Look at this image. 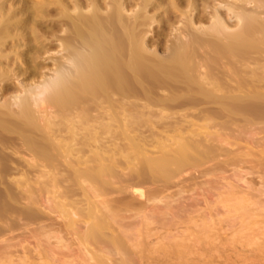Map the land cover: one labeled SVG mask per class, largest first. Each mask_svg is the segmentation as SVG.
Masks as SVG:
<instances>
[{
	"label": "bare ground",
	"instance_id": "bare-ground-1",
	"mask_svg": "<svg viewBox=\"0 0 264 264\" xmlns=\"http://www.w3.org/2000/svg\"><path fill=\"white\" fill-rule=\"evenodd\" d=\"M62 1L63 0H39L37 3L35 2L30 7L26 8V11H27L26 13H28V15L30 16L28 17L31 18V21H32V23L31 22L29 23L30 20L27 21L29 25L31 24L30 29L31 28L32 29L28 30L30 32L33 30V25H34L33 21L36 20V19L34 20V18L44 17L43 14H41V11L46 3H48V5L54 4V3L57 4L56 6L58 7V11L61 14L59 18L61 21V25H65V27L63 26L64 29L62 30L64 35L62 36V38L59 37L61 43L58 44L59 46H61V51L63 52L62 54L65 55V61L63 63L61 62V65L60 64L58 65L59 67H57L56 69L57 72H55L54 76L52 77L53 79H51L50 82L46 84L45 83L42 84L43 86L42 87L39 86L40 88L35 86L34 87L35 92H33L31 89V92H33L32 94L34 96H36L37 93L42 94V96H44V99L40 96L42 98L41 100L44 101L45 103L47 102L46 103L47 105L51 104V106H54L56 109L60 110L58 111V113L60 112V114L62 115L63 113L68 111V108H71L72 110L73 107H77L79 106V103L84 102L85 100L83 101V99L85 98L83 97L82 99L80 97V95L82 94L81 92L88 93V91L93 92V94L94 93L96 94L97 92H101L102 94H104L107 91L110 93L114 92V93L120 94L123 99L125 97H131V96L132 97L142 96L148 103H151V104L154 103L155 105L158 103L159 105L164 104L165 107H167L166 104L168 103H164V101L160 99L152 98V95L155 89L161 88V90L168 91L170 93V96L173 99L175 98V95L177 96L176 91L185 90L187 92L188 98L181 99L180 102L177 101L178 103L177 106H181V107H183L182 105H186V104H192L193 106V104L195 105L199 103L200 105L202 103H207L206 102L207 97H210V100H212V102H216L218 101V97H216L217 94L215 90L218 89L220 85L222 84L220 83L221 81H219L221 79L218 80L217 78L218 75L217 76L215 75L216 77L213 76L215 74L213 71L215 69H213V67H215L214 65L218 63L217 61L219 59H222V56L224 57V54H225V57L227 56L228 58H232L233 60L234 59L233 54L235 56L236 54H239L241 57V55L244 54V52L247 51L248 48H250L248 49V51L251 50L252 47L250 46H252V44L255 46L256 44L257 46H260V44H264V21L260 19L258 20L254 15L249 14L240 5L242 3H247L249 0H234V2H232V4H230V6H228L227 8L228 10H230L231 13H233V10H234L233 8L236 7L239 9L236 12L234 11L233 13L234 14L233 16L235 17L234 20L236 22V26H238L237 29L234 28L235 30L234 29L230 30L228 26H232V25L227 24L226 20H222L221 19L222 17L221 18L219 17L220 15L213 14V13L211 17H209L210 21L209 20H208L209 22L207 21L208 22L207 25L202 24L201 26L199 24L201 28L194 27L193 29H191L190 21L183 19L184 24L181 29H182V33L184 34L183 35L184 38L181 39L177 37L178 39L177 38L174 39L175 41H173V43L170 45V48L168 51L169 56H167L168 58L166 60L163 59L164 57H162V59L160 57H155L156 53L145 52L146 50H144L145 47H144V43L142 39L143 35L140 33L139 30H138L139 33L137 30H135L136 26L134 25L136 20L139 18L138 16H140L141 13L140 11L137 12V14L135 13V15L133 16L134 17L133 23L132 24H130V22L128 23V17L126 16L124 17L121 12L122 10L121 0H107V2H105L106 0H82V1L68 0L67 3H64L65 1L64 2ZM142 1L143 0H140V3L142 4L140 8L141 11L144 10L146 6L148 5V3L144 4ZM176 1L167 0L165 2V5H167L169 10H175L177 8ZM251 1L255 2L257 8L264 9V0H251ZM161 4H162V0L154 3L152 5V8L159 7ZM2 7H3V4L0 6V45L1 43L2 44L4 43L2 42V40H5L6 37L7 38L8 36L9 38L11 37L8 31L13 32L12 29H15V28L16 30L19 29L18 28L19 25L17 22L15 23V20L11 21V23L14 22L13 24H10L9 23L10 21H8L9 19L13 20V18L11 19V17L17 14L16 11H13L12 9L13 7H11L13 11L11 13H9V11L5 12ZM8 8L10 7L8 6ZM69 8H72L70 9L72 11H70ZM103 8L105 9L103 10ZM44 9H46V7H44ZM182 16L186 18L185 15L182 14ZM141 21L142 22L139 23L140 26H143L146 24L145 18H142ZM224 21H226V23ZM27 24L25 21L23 25L20 27H24ZM136 29L138 28L136 27ZM33 32L34 31H32V33ZM34 34L35 33H33V38L35 39L36 35ZM258 36L259 37L261 36L260 38H262V42L260 41L261 43L255 42L256 38H257V41L258 39H260L258 38ZM0 47H2V45ZM257 49L258 47L256 48V50ZM252 50H254V48H252ZM259 51H261V48H259ZM146 54H149V55L154 54V56H147ZM198 54H205V56H199ZM196 55L199 56L198 59H201V58L202 59L199 61L196 60L197 59ZM217 56L219 57V59H216ZM190 59H193L191 60L192 63ZM195 61L197 62L196 64H195ZM215 61H216V64L214 63ZM201 66L204 68V71H205L203 74H200V72L197 69L198 67H201ZM231 66L229 65V67ZM231 69L230 68L228 69V70H231L230 71L231 73L232 71L233 72L235 71L233 68ZM234 73L236 74L237 72H234ZM132 78H135L136 82L137 81L138 82L134 84L131 80ZM172 79L175 81L179 80V82L181 80L180 83L182 85L180 84L181 85L180 86L178 84L176 88V82L174 85L173 84L174 82L172 83L173 81ZM201 81H204V83L205 82L211 83L208 85L210 86L211 89L210 88H208L209 90H206L207 88L204 89V87H202L204 83L203 84L199 83ZM137 84H140L139 85L140 88L136 87ZM243 85L245 86L246 84H243ZM178 86L179 87L183 86L182 87L183 89L178 88ZM223 88L220 87L219 89H223ZM79 91L81 94L77 95ZM185 91H182V92H185ZM189 91H190V94H188ZM192 91L193 93H191ZM27 94L30 95L29 93ZM27 94H25L26 96L24 95L25 97L23 96V98L19 97L17 99L18 102L15 100L18 103L17 106H20L18 107L19 114L17 117H22L21 119L15 118L19 120V121L17 120L19 123H21L22 119H25V120L28 119L29 122L31 121L32 123L33 119L31 115H33L32 114L33 111L31 110V107L34 106V104L37 101H39L37 98L36 102L34 101L35 103L33 102L34 104H31L32 106H30V100L31 98H34V97H32L33 96L32 94H31L32 96L28 97ZM194 94H196V96L198 95L201 98H197ZM254 94L256 93L254 92ZM256 95H259V94H256ZM75 96L76 97L79 96V99L81 98V100H78ZM104 96L102 95L101 99L103 98L105 99ZM107 101L109 103V101L111 100L108 99ZM36 104H38V102ZM233 104L237 105L235 103ZM233 104H226L227 108H229L230 105L233 106ZM111 105H109L110 108H111ZM221 106H223V104ZM240 107L239 108L237 107V109H235V107L233 106L232 109L239 110ZM242 108L241 110L244 109V110H247V112L249 110L250 113L251 112L255 113L254 114L255 116L257 115L259 117L263 116V114L259 113L260 111H258L260 108H258V106L255 107V105L253 104L252 105L250 104V106L247 105L243 109ZM123 110L126 111L124 107L122 111ZM2 111L3 110L0 111V130L2 129L1 131L6 132L5 130H7L8 132L11 128L13 129L15 127V129L17 128V130L22 132L24 129V125H25V129L27 128L26 127V125H28L26 124L27 122L25 123L24 121H22L23 125L18 124V122H14L13 120L12 122L10 119L11 117L10 116L8 117V115H6L8 112L3 113ZM67 113H68V116H70L69 113L71 112L68 111ZM81 113L82 111L79 114ZM84 113H82V115ZM115 114L117 115V113ZM214 116L216 117V114L205 113L202 115L201 113L202 123L199 126V128L195 129L193 127L189 128L188 126H186L185 128H188V129H185L184 126H181V127L173 126L171 128L170 133L165 132L167 134H164V136L153 138L152 143L151 142L145 143L144 139L142 140L140 138H138L139 139L138 140L135 138L136 137L135 134L129 132L130 129H131L130 131H132V128L135 129L134 128L136 127L135 124L139 123L141 125L142 123L145 125L146 122L144 123L143 121H141L140 123L137 121V123L135 124L132 122L135 126L132 123H129L130 125H133L131 126L132 128L131 127L129 128V130L127 128L130 125L126 126V125L121 124L122 126H124L123 128H125L124 131L122 130L123 132L121 133V135L124 136L123 137L124 140L126 139L125 143L126 142L127 143L126 145H123L122 149H120L121 147L118 148L120 149V151L123 150L122 152H118V156L114 157V154H116L115 151H113L114 152L112 154L113 157H111L112 156L111 154H108V157H107V154L105 155L106 152L103 153L105 156L101 153L98 154L96 152H101L102 150L100 149L99 151L98 148L96 147L98 151L96 150L93 152L91 151L92 153L95 152L96 155L94 154L95 156H93V154L91 153L90 155H92L93 157L90 156L89 159L87 158L90 164L89 162L85 161V163H87V166L89 165L88 167L89 169H86L85 167L87 166H84L82 164L84 166L83 168H85L86 170L85 169L82 170V168L80 169L77 167L78 169H80L79 171L78 170L76 171L75 168H72V170L75 169L74 171L76 172L72 170L70 171L71 175H72V172L74 174L72 176L69 175L72 178H74L72 179L74 183L77 184L78 182L84 181L83 183H79V185L82 186L83 188L85 185L84 189H82V187L79 189L81 190L80 192L82 194L81 200L79 198L80 201L78 202V201H74L75 199L74 200L72 199L69 200L67 198L63 200L60 199V201L57 204L53 202L54 205L52 204L49 207L50 211H55L54 213H57L56 216L58 218V221H54V222L55 223L58 222V225L55 230L53 227L49 228L48 226L39 225L38 236L40 237L37 240V243H38L37 245L40 246V247L38 246L40 248L39 249L40 254L43 253L45 257L48 255L49 257L47 258H50V257L53 258L52 257L53 253L58 252L59 254V252H62L61 258H64L65 252L66 253L67 252L70 253V251L74 252L75 251L74 249L76 248L77 254L78 253L81 254V257L78 256V258L80 257L78 259L79 260L78 263H81V264H192V263L197 264L200 260L201 261L203 260V263L210 264L209 262H212L213 260H215L216 257H220L219 254L218 256L216 254L214 255V252L218 250L217 244H215V242H217L218 240L214 241L212 233H211L212 231H214V229L212 228L215 225H217V224L215 225L213 224V222H215L214 218L212 219V216L210 218L209 216H207L208 218L204 216L205 217L204 219H202L203 218L202 216L200 217L201 219L198 218V216H200L199 214L201 213L200 212L198 214V211H197L198 201H196V199L192 200L188 197H187L188 199H185L184 197L180 196L181 193L186 191L184 189V185H183L184 183H181V182H184L183 178H185L186 175L191 174L190 172L197 171L198 169L200 170V168L203 167V169H201L202 171L200 172L201 176L208 177L207 180L205 181L206 185L212 188L213 186H215L214 183H218L216 180L217 177L215 178L214 176L220 169L221 171H223L225 169L224 168L225 166H227L228 168V166L230 167V165L231 166H236V165L241 166L240 163L242 162L244 163L246 160L245 157L247 156V154L244 153V151L232 153L227 148L230 145L231 141H233L230 135L228 136V135H225L224 133L211 131V128L214 125V121H213V118H215ZM59 117H63V116H59ZM125 119L127 118L125 117ZM127 120H128L127 122L130 121L129 118ZM132 120L133 119H131V121ZM133 121L135 122L136 120H133ZM15 123H17V125ZM122 123L124 124V122ZM126 124L128 125V123ZM139 124L137 126H139ZM118 125L120 126V124ZM220 126L221 128H223L224 126L225 127L228 126V124L223 123V124H220ZM32 129L30 128V130ZM103 129L105 130V128ZM44 131H45V134L48 133V132L46 133V130ZM95 135H96V131H95ZM116 136L120 137L119 134ZM3 139L6 140L7 138L6 139L3 138ZM3 139L0 138L1 148L3 144L6 143ZM28 140H30V138H28L26 141L28 142ZM41 140L42 139H40V141ZM43 140L41 142H43ZM87 140L88 139H86L85 142ZM95 140L98 141L97 139ZM40 141L38 143V146H37L36 140L30 141L31 143L36 142V143H32L33 145H30L31 143L29 144V148L31 149L32 147L31 149L32 152H34V149L37 152V150L39 149H37L36 147H39V146H41L40 148L41 150H43L42 143H40ZM43 143H44L43 145L50 148V149L47 148L49 150H51V148L53 147L54 148L56 147L55 149L62 151V152H64L65 150L64 143L62 145L63 148L61 145H58V144L57 145L55 144L56 145L55 146L54 144L52 145L50 143L51 144L50 145L48 141L46 144L45 142ZM236 143L238 144V142ZM148 144H150L149 148H148ZM57 146L60 147L61 149L57 148ZM231 147H233V144L232 146H230V148ZM124 148H125V151H124ZM94 149L95 148H93V150ZM261 149H258L259 151L257 150V152L260 153L259 156L261 157V158L258 157L259 158L258 161H256L257 158L255 160L252 157L255 160V162H258L256 163L258 164L256 165L257 167L263 164V166L259 167L260 170L258 168L260 173L256 172L258 175V178H260L259 187L260 186L261 187L255 189L256 187L253 188L252 187L253 185H249L250 183L248 182L249 189L253 188L252 190L257 193V194L255 193L256 196L254 193L251 195L249 191H252V190H249L248 193H250V195L253 197H250L248 194L249 199H247L246 198L247 193H246L244 195L247 200H245V198H243L244 200H242V197H244L242 196L241 200L244 203H242L240 199L238 200H239V203H241L242 205L239 206V203H237L238 207H242L243 204H247V206L249 205L248 207H251L252 210H253V206L256 207L254 208L255 211L254 210L253 211L258 214L261 213V212H257V211H260L259 210L260 208H262L261 209L262 214L264 213V210H263L264 202L259 198L260 196L264 195V150H263L264 147ZM41 150L38 151L39 153H37V155L38 154L40 155V156L38 155L40 159H41V156H43L42 159L45 161V159L48 156V155L46 156V151L48 150H43L45 152L42 151V154L44 153L45 155L44 154L41 155ZM51 151L50 153L52 154L53 150ZM1 152L2 150L0 151V165L5 164L2 162H4L3 161L4 159H6L1 154ZM119 153L121 154L120 160L118 159ZM34 154L36 153H33V155ZM51 154H49L50 156H48L49 159H46L48 162L45 161V164L48 163V166H50L49 164L52 165L53 162H55L54 160L53 162L51 161L52 160L51 158H53ZM60 154L62 153L59 152V155ZM62 155H65V154H62ZM249 155L250 154H248V156ZM92 160H93V163H91ZM247 161L249 164L251 163L250 162L251 160L248 159ZM247 161L245 162L246 164H247ZM92 164L93 166L91 167ZM2 168L3 167L0 166V170ZM222 168L224 169L222 170ZM117 169L119 173H117ZM119 169L121 171H119ZM6 170L7 169L4 170L3 168L1 173H3ZM125 170L127 171V174H128L127 178L129 179V182H127L125 185L123 182V185H122L121 183L123 180L121 179L119 175L122 171H123L122 173L124 174ZM233 170L234 172L238 171L236 170V168H233ZM220 173L218 172V174ZM123 174H121V176ZM134 176L135 177L138 176L139 178L141 177V180L144 176L145 178L143 179L145 180V182L146 183L150 182L152 184V189L150 188L151 190L149 189L144 190L145 189L144 187H147L149 183L145 184L143 182L144 180L134 181L133 180ZM51 177H52V180L50 178V181L52 183L48 180L47 182H49V184L51 183V185L53 184L52 188H55V190L53 191V194H54V192L57 191L58 186L56 185L57 183H55L56 181H53V180H57V179L56 177L53 178L54 176H51ZM213 177L215 178L216 182H214ZM77 179L79 181H77ZM238 180H243V179L239 177ZM85 182H87V184ZM205 182L203 186L205 185ZM179 183H181V185H178ZM49 184L48 186L51 187V185ZM151 184L149 185L151 186ZM225 184L228 186V188L232 187L233 185V184L231 185V183L228 184V182ZM46 186L47 185L42 187L40 192L43 190V188H46ZM234 186L235 185H233V187ZM50 187H48L47 189L50 190L51 189ZM70 187L74 188L72 186ZM174 187L177 189H175V191H171V188L173 190ZM232 190L230 191L233 192L234 190L233 191ZM29 191H25L27 192L26 202H28V204L29 203L33 204L32 202H34L35 199L37 198H34L32 191H31L32 194H30ZM44 191L45 193H47L46 190ZM127 192L128 194L130 192L131 197L130 195H127L126 197L124 193H127ZM28 193L30 195H28ZM60 194H63V193H60ZM227 194L229 196V192H227ZM232 194H234V192ZM5 196L7 198V195ZM10 197L12 200L13 196H10ZM136 198H139V199H136ZM249 200H250V203H246V201L249 202ZM6 202L8 201L5 200V203L0 204V206L2 205L1 210L2 209L4 210L0 212V264H4V261H6L7 257H9V254H11L10 248H12V246L9 245V243H11L9 239L6 242L7 240L6 238L7 235L5 236L6 231L7 233L10 231H13L12 229H14V227L17 226V221L20 222V219L24 220L22 223L23 224L26 223L27 225L33 224V223L41 224V222L43 221V218L45 217V214L43 213L30 210L31 208L28 207V205L26 206V208L25 206L22 207L23 210H19V213H17L18 215L16 214L10 215L12 212L15 213L17 208H14L15 211H12L14 210L13 207L10 208V205ZM9 202L11 201L9 200ZM243 207L242 209H244ZM8 209H10V211ZM245 209H247L246 206H245ZM251 209H249L250 211H248L249 217L254 214V212ZM194 212H197L198 214L197 217H192L193 214L190 215L191 213H194ZM185 216L187 217L183 218ZM190 221H193L194 223L193 225L197 226L198 230H195V228L193 227L194 229L193 230L190 229L191 230L190 231L188 230L189 229L188 228L187 229L188 232L185 233L186 232L185 229L188 226H186V228H183L184 230L182 231H179L180 229L178 230V227L180 225L185 224ZM48 222L50 223L51 221H48ZM218 222L220 223L219 220ZM199 226L201 227V229L198 228ZM17 227H19V225ZM177 232L179 235L177 234ZM153 236L155 237L154 240H152ZM73 245L75 246V248ZM259 246L261 247L260 244ZM39 250L37 251L39 252ZM73 252H71V255H73L72 254ZM66 255L68 256V254ZM57 259L59 260L60 258L57 257L56 259H52V260L54 262ZM11 260H13V258L8 260V264L11 263V262L9 263V261ZM66 260L64 261L66 262ZM80 260L82 261L80 262ZM64 261L62 262L64 263ZM68 261L69 260H67V262ZM69 262H71V260ZM258 262L260 261L258 260Z\"/></svg>",
	"mask_w": 264,
	"mask_h": 264
},
{
	"label": "rangeland",
	"instance_id": "rangeland-1",
	"mask_svg": "<svg viewBox=\"0 0 264 264\" xmlns=\"http://www.w3.org/2000/svg\"><path fill=\"white\" fill-rule=\"evenodd\" d=\"M38 1L39 0H20V1L19 0H3V1L0 0L1 5L3 4L2 8L5 12L9 11V13H11L13 11H16V13H17L15 16L11 17V19L13 18V20H10V19L8 20V21H10L9 23L13 24L14 22L11 23V21L15 20V23L17 22L19 25L18 26L19 29H17V30H16V28L12 29L13 32L8 31V33H10L9 35L11 37L9 38V36L7 35L8 36V38H7L5 36L6 39L2 40V42H4V43L3 44L1 43L2 47H0V107H2V108H0V111L3 110L2 111L3 113L8 112L9 114L7 113L6 115H8V117L10 116L11 121L13 120L14 122L19 121L18 119H15V118H19V119L22 118V117H17L19 114L18 113V107H20V106H17V104H18L17 99L19 97L23 98V96L27 93L30 94L31 89L33 92H35L34 91L35 86L40 88L43 86L42 84H44V83L46 84V83L50 82L51 79H53L52 77L54 76L55 72H57L56 69H57V67H59L58 65L59 64L61 65V62L63 63L65 61V55L62 54L63 52L61 51V46L58 45L61 43L60 38H62V36L64 35L62 30L64 29L65 25H61V21L59 19L61 14L58 11V7L56 6L57 4L54 3L55 5L54 4L48 5V3H46L44 6V7H46V9H44V7H43V9L41 11V14H43L44 17H42V18L41 17L40 18L35 17L34 18V20L35 19L36 20L33 21L34 25H33L32 31H34L33 33H35L34 35H36L35 39L33 38L32 31L31 32L28 31V30L32 29V28L30 29L31 24L29 25V23L30 22L32 23V21H31V18H29L30 16L28 15V13H26L27 12L26 8L30 7L35 2L37 3ZM80 1H82V0H80ZM159 1L158 0H143L142 2L144 4L148 3V5L146 6V8L144 10L141 11L140 8H141L142 4L140 3V0H134V1L133 0H121L122 10H123V11L121 10V12H122L124 17L125 16L128 17V23L130 22V24H132L134 21L133 16L135 15V13L137 14V12L140 11L141 14H140V16H138L139 18L134 23V25L138 28V29H136V27H135V30H137V31L139 30L140 33L143 35V36L142 35L141 36H142L144 47H145L144 50H146L145 52L156 53L155 57H160L161 59H162V57H164L163 59L166 60L168 58L167 56H169L168 51H169L170 45L173 43V41H175L174 39L177 37L181 38V39L184 38V36H183L184 34L182 33L181 28L183 27V24H184L183 21L185 19L187 21H190L191 29H193L194 27L199 28L200 25L202 26V24L207 25V23L210 21L209 17H211V15L213 13V14L220 15L219 17L220 18L222 17L221 18L222 20H226L227 24H229V25L231 24L232 26H228V28L230 30H233L234 28L235 29L238 28V26H236V22L234 20L235 17L233 16L234 15L233 13H234V11L236 12L239 9L236 7L233 8L234 7L233 6L232 7L234 9L233 13H231L230 10L227 9L228 6H230V4H232V2H234V0H190V1L189 0H178V1L174 0L177 2L176 3L177 8L175 10H169L167 5H165V2L167 0H162L163 5L161 4L159 7H156V8L154 7L155 9L152 8V5L156 2H159ZM62 2L67 3L68 0H63ZM105 2H107V0ZM11 3H13V4H11ZM123 4H124V6H123ZM240 5L249 14L254 15L258 20L260 19V20L264 21V9L263 8L262 9L257 8L254 1L249 0L247 3H242ZM8 6L10 8H8ZM11 7H13L12 8L13 11H12ZM123 7H124V9H123ZM70 9H72V8H69V10ZM85 9H83V10H85ZM104 9L105 8H103V10ZM70 11H72V10H70ZM182 14L185 15L186 18H184V16H182ZM17 16L20 19V21L17 18ZM20 16H21V18H20ZM14 17H16V18H14ZM140 17L146 19V24L143 26H140V24H139L142 22L141 21L142 18H140ZM28 20H30L29 23L27 22ZM198 20L199 21L201 20V21L199 22ZM23 21L24 22L26 21V24L28 23L27 25L29 28L27 27V25H25L24 27H20L23 25V23H24ZM226 21H224V22L226 23ZM139 31H138V33H139ZM141 31H143V32H141ZM260 37L258 36V38H260ZM260 39H258V41H257V38H256L255 42L256 43L257 42L259 43L260 41L262 42V38H260ZM255 42H254V44H255ZM256 46H257V44H256ZM256 46L252 44V46H250V47L254 48V50H252V48H251L252 51L251 50L248 51V49H250V48H248L247 51L244 50L245 51L244 54L240 53V54H242L241 57L239 54H236V56L233 54V56H234L233 60H232V58H228L227 56L225 57V54H224L225 59L223 56H222V59H219V57H218L219 55L217 56L216 59H219V60L217 61L218 62L217 64H216V61L214 62L216 65L213 64L216 68L213 67V69H215V70L211 69L215 73V74L213 73L214 75L213 74L212 75L213 76L218 75L217 78H218V80L221 79L219 81H221L220 83H222L221 84L222 86L220 85V87H222V88L224 87V88L219 89L220 88L219 87L218 89H216L217 91L215 90V92L217 94L216 97H218V101H216V102H212V100H210V97H207V99H206L207 103H202L200 105H199V103L195 104V105L193 104V106H192V104L182 105L183 107L177 106L178 105L177 101L180 102L181 99L188 98L187 92L185 90H182L185 92H182L181 90L176 91L177 96L175 95V98L173 99L170 96V93L168 91L161 90V88L159 89L158 87H156L158 89L154 90L152 98L163 100L164 103H168V104H166L167 107H165L164 104H161V103H160L161 105H159V103L156 105L154 103H152V104L148 103L142 96H138V97H132L131 96V97H125L123 99L120 94H117L114 92L110 93L107 91L104 94H102L101 92H97L96 94L95 93L93 94V92L88 91V93L81 92L82 93L81 94L79 91L77 93V95L81 94L80 97L82 99L84 97L85 99H83V101L85 100L86 102L84 101V102L79 103V106H77L75 104L77 107L72 106L74 108V109L72 108V110H71V108H68V111L71 112V113H69V115L71 116L70 117V116H68V113H67L68 111L63 113V115H62V114H60V112L58 113V111H60V110L56 109L54 106H51V104H48L49 105L48 106L46 104L47 102L45 103L44 101L41 100L42 98L44 99V96H42V94L37 93L36 96H34L32 94L33 92H31V94L33 96L31 94L30 95L27 94L28 97L29 96L34 97V98H31V100L29 98L30 106H32L31 104H34L36 102L37 98L39 100V101H37L38 104H36L37 102L34 104L35 107L34 106L31 107V110L33 111L32 112L33 115H31L32 119H33L32 123H31V121L29 122L28 119L27 120L22 119V121H24L25 123L27 122L26 124H28V125H26L27 131L25 129V125H24V129L22 132L17 130V128L15 129V127L13 129L11 128L8 132H7V130H5L6 132L1 131L2 129L0 130V138H2V139L7 138L6 140L3 139L6 142L3 144L4 147L2 145H1L2 148L0 147L2 150L1 154L4 156V158H6V159L3 158L4 162H2L5 164H2L3 166L2 165H0V166L3 167L4 170L7 169L3 173H1L3 168L0 170V174L2 175V176L0 175V178H1L0 179V199H1L0 204L5 203V200H6V201H8L6 203H8L10 205V208H12V207H13V209L17 208L16 212L15 213L12 212L10 215H13V214L18 215L17 213H19V210H23L22 207L25 206V208H26V206L28 205V207L31 208V209L30 208H28V209L45 214L44 218L47 221L43 218V221L41 222V224L33 223V224L27 225L25 222H24L25 224H23L22 222L24 220L20 219V222L17 221V226L19 225V227H17V226L14 227V229H12L13 231H10L8 233L6 231V234H5V236L7 235L6 242L8 241V239L11 242V243H9V245L12 246V248H10V253L12 255L9 254V257H7V260L4 261V264L5 263L8 264V260H10L11 258H13V260L9 261V263L11 262L10 264H12V262H13V264H49V263L50 264H56L57 261H58L57 264H70V263L71 264H75V263L81 264V263H78L79 262L78 259L81 257V254L80 253L77 254V251H76V248L74 245H73L75 248V249L73 248L75 250L74 252L73 251H70V253L69 252H67V253L63 252L65 255L64 256L65 259L61 258L62 252H59V254H58V252L53 253V255H52L53 258L50 257L51 259L47 258V257H49L48 255L45 257V255L42 252H41L42 254H40V250H39L40 246L37 245L38 244L37 240L40 237V236H38L39 225L48 226L49 228L53 227L54 230L57 228V225H58V222H56V223L54 222V221H58V218L56 216L57 213H54L55 211H50L49 207L52 204L54 205V203L57 204L60 201V199L61 200L65 199V198H67L69 200L75 199L74 201H78V202L81 200L82 194L80 192L81 190H79V189L82 186H80L79 183H83L84 181L78 182L77 184L73 182L72 179H74V178H72L71 176L74 174L72 172V175H71V172H70L72 170V168H75L76 171L77 170L79 171L81 168H82V170H84L85 168L89 169L88 168L89 165L87 166V163H85V161L89 162L88 159L90 158V156H92L90 154L95 150L96 151H98V150L100 151V149L102 151L104 150L103 152L101 151V152H96V153L103 154L104 152H106L105 155L107 154V157H108V154L112 155L114 153L113 151H115L116 154H114V157L118 156V152L123 151V150L120 151V149H122L123 145H126V143H127V142L125 143L126 139L124 140V138H123L124 136L121 135V133L125 130V128H123L124 126H122V125L129 126L130 125L129 123L133 122L135 124V123H137V121L140 123H141V121H143L144 123L146 122L145 125L142 123H141V125L139 123L135 124L136 125V127H134L135 129H133L131 127L134 125L132 123L133 125H130L127 129L129 130L130 127L132 128V131H130L131 130L130 129L129 132L135 134L136 139L140 138L142 140L144 139L145 143L146 142L152 143L153 138L164 136V134H167L165 132L170 133L171 128L173 126H175V127L184 126V128L186 126H188L189 128L193 127L195 129L199 128V126L202 123L201 113H202V115L205 113L216 114V117L214 116L215 118H213V121H214L213 126L214 127L212 126L211 131L224 133L225 135H228V136L230 135V137L232 138L233 141H231L230 145L227 148L232 153L244 151V153L247 154V156L245 157L246 158L245 162L249 159V160H251L250 161L251 163L249 164L248 161H247V164L245 162L240 163L242 168H241V166H237V165L231 166L230 165V167L228 166V168H227V166L224 167L226 170L224 168H222V170L223 169L224 170L221 171V169H220L218 172L220 173V171H221V173L218 174V172H217L216 175L217 174L218 175L214 176L215 178L217 177L216 180L218 183H214L215 186H213L212 188H210L209 186L206 185L205 181L207 180L208 177L207 176L206 177L201 176L200 172L202 171L201 169H203V167L200 168V170L198 169L199 171L197 170L194 172H190L191 174H188L189 176L186 175L185 178H183L184 182H181V183H184L183 185H184V189L186 191L181 193L180 196L184 197L185 199H188V198H190L192 200L196 199V201H198V210H197L198 214L201 212L199 214L200 216H198V218H200L202 216L203 217L202 219H204L205 217L208 218L207 216H209V218L212 216V219L214 218V221H215V222H213V224L214 225L217 224L214 226L215 228L218 227L216 229L212 225V227H213L212 229H214V231H212L211 233H212L214 241L218 240L217 242H215V244H217L218 250L214 252V255L216 254L218 256V254H219L221 258L216 257V259L213 260L214 262L213 261L209 262L210 264L211 263L212 264H231V263L232 264H264V253H263L264 252V244H263L264 243L263 242L264 241V237H263L264 236V234H263L264 233V216H263L264 213L262 214V211H261L262 208H260V209L258 208L260 211H257V212H261L260 214H258V213L254 212L255 211L254 208H256L254 206H253L254 211L251 209V207H248L249 205L247 206V204H243L244 207L243 206L242 207L244 209H242V207L237 206V203H239L238 199L241 200V197L244 196V197H242V200H244L243 199V198H245L244 194L247 193L246 198L249 199L248 198L249 196L253 197L251 195L253 193L254 194L256 193L252 189L255 187H256L255 189L261 187V186L259 187L260 178H258V175L256 172L260 173L259 167L263 166V164L261 166L257 167L256 165H258V164H256V163H258V162H255V160L257 158L256 161H258V159L261 158L259 156L260 153L257 152V150L264 147V145H263L264 144V44H260V46H257L258 47L257 50H256V48H257ZM259 48H261V51H259ZM248 52H250V53H248ZM146 55L147 56H154V54H152V55L146 54ZM198 55L199 56H205V54H198ZM237 55H239V56H237ZM199 56L196 57L197 58L196 60H198V61L202 59V58L198 59ZM240 58L241 59L243 58V59L241 60ZM191 60H193V59H190V61ZM228 60H230L231 62ZM226 61H228L229 64ZM191 63H192V61H191ZM196 63L197 62L195 61V64ZM229 65L230 66L232 65V66L229 67ZM197 66H198V64H197ZM229 68L230 69L233 68L235 70L234 72H237V73L235 74L232 71V73H233L232 74L230 72L232 69L228 70ZM197 69L200 72V74H203L205 72L204 68L202 66L198 67ZM131 80L134 84H136L138 82V81L136 82L135 78H132ZM175 82H176V88H177V85L181 84L180 83L181 80H180V82H179V80L178 81H175V80L172 81V83L174 85H175ZM199 83L203 84L204 81H201ZM205 83L203 84L204 86L202 85V87H204V89L207 88L206 90H209L208 88H210V86H208V85L211 83H209V82L206 84ZM223 83H224V85H223ZM243 84H246V85L244 86ZM139 85L140 84H137L136 87L140 88ZM206 85H207V87H206ZM242 86H244V87H242ZM249 86L251 89L249 88ZM182 87L178 86V88H182ZM35 90H37V89H35ZM179 92H181V93H179ZM254 92L256 94H259V95L254 94ZM257 92H259V93H257ZM108 93H110L111 95ZM191 93H193V91ZM83 94H84V96H83ZM188 94H190V91L188 92ZM102 95L103 96L105 95L104 96L105 99L104 98L101 99ZM194 95L196 96V94H194ZM38 96L39 97L41 96L42 98L41 97L39 98ZM188 96H190V95H188ZM176 97L179 99H177ZM196 97L201 98L198 95ZM76 98L78 100H81V98L79 99V96ZM106 99L111 100V101H109L110 104L108 103V101ZM104 102L106 105L104 104ZM233 103L237 104L238 106L234 105ZM111 104H113V105H111ZM222 104H223V106H221ZM226 104H233L235 109H237V107L238 108L240 106L241 107L239 110H235V109L233 110L232 105H230L231 108H230V106H229V108H227ZM250 104L251 105L253 104V105H255V107L258 106V108H260L259 110L258 109L257 110L260 111L259 113L263 114L262 117L260 116L261 118L258 115L255 116L254 115L255 113H253V112L250 113L249 110L247 112V110L243 109L247 105L250 106ZM109 105H111V108ZM122 106L125 108L126 111H124V110H123L124 112L122 111V109H123ZM241 108L243 110H241ZM223 109H225V110H223ZM227 109H229V110H227ZM230 109H232V110H230ZM81 111H82V113H84V112L85 113L83 115H82V113L79 114ZM242 112H243V114H242ZM115 113H117L118 116ZM59 116H63V117H59ZM115 116L117 117V119ZM125 117L127 119L129 118L130 121L127 122L128 120L125 119ZM131 119L136 120V121L135 122L133 120L131 121ZM137 119H139V120H137ZM122 120H124V121H122ZM22 121H21V123L18 122V124H22ZM114 122H115V124H114ZM122 122H124V124ZM126 123H128V125ZM223 123H226V124H228V126L229 125L230 126L229 127L228 126H226V127L222 126L223 128H221L220 124H223ZM15 124L17 125V123H15ZM118 124H120L121 127ZM138 124L140 127L137 126ZM101 125H102V127H101ZM29 127L31 129L32 128L33 129L30 130ZM28 128H29V130H28ZM103 128H105V130ZM121 128H123V129H121ZM185 129H188V128H185ZM44 130H46V133L47 132L48 133L45 134ZM95 131H96V135H95ZM116 133H118L121 138L119 136H116V135H118ZM94 137L98 141H96L94 139ZM28 138H30V140H28L29 143L26 141ZM91 138L94 139L95 141L92 140ZM250 138H251V140H250ZM40 139L46 140V141L43 140V142H45V144L47 143V141L49 144L51 143L52 145L58 144V145L62 146L64 143V146H65L64 149L65 150L63 149L64 152H62V151L55 149L56 147L54 148L52 146L54 149L51 148V150H53V153L51 154L50 153L51 150H49L50 148L43 145L44 143L41 142L42 140L40 141ZM86 139H88L86 141L87 143L85 142ZM31 140L32 141L36 140L37 146H38L39 141H40V143H42V149L48 150V151H46V156L47 155L50 156L49 154H51V156L53 157V158H51L52 159L51 161L52 162H53V160L55 161V162H53L54 165L49 164L51 166L50 167V166H48V163H46L47 165L45 164V161L48 162L46 160V159H49L48 156H47V158L44 157V158H46L45 161L42 159L43 156H41V159H40V157H38L39 154L37 155V153H39L38 151L41 150V148H40L41 146L36 147L37 149H39V150H37V152L35 151V149H34V152L31 151L32 147L30 146L31 149L29 148V144L31 143L30 142ZM71 140H73V141H71ZM24 141H26V142H24ZM92 141H93V143H92ZM36 142H32V143H36ZM236 142H238V144ZM32 143L30 145H33ZM232 144H233V147L230 148V146H232ZM258 144H260V145H258ZM67 145H69V146H67ZM149 145L150 144H148V148L150 147ZM44 146H45V148H44ZM96 147L98 148V150ZM47 148H49V149H47ZM57 148L61 149L58 146H57ZM62 148H63V146H62ZM93 148H95V149L93 150ZM118 148H120V149H118ZM125 148H124V151H125ZM89 149H90V151H89ZM43 150H41V155L44 154V153L42 154ZM57 151H59L62 154H65V155H62V154L59 155V152H57ZM261 151H262V149H261ZM43 152H45V151H43ZM33 153H36V154L33 155ZM56 153H57V155H56ZM92 154H93V156L96 155L95 152ZM248 154H250V155L248 156ZM111 155H109V156H111ZM120 155L121 154L119 153V158H118L119 160L121 159ZM56 156H57V158H56ZM111 157H113V155ZM75 160H76V162H75ZM91 163H93V160ZM82 164L84 166H87V167L83 168L84 166ZM89 164H90V162H89ZM259 165H260V163H259ZM92 166H93V164L91 165V167ZM77 167L80 169H78ZM250 167L252 170L250 169ZM233 168H236V170H238V171L234 172ZM258 168H259V170H258ZM75 169H73L72 171H74ZM76 171H74V172H76ZM119 171H121V170L119 169ZM122 172L120 173L119 176L123 180L121 184L123 185V182H124V185H125L127 182H129V179L127 178L128 174H127L126 170L124 172L125 175ZM117 173H119L118 169H117ZM121 174H123V175L121 176ZM69 175H71V176H69ZM51 176H54L53 178L56 177V179H57V180H53V181H56L55 183H57L56 185L58 186L57 191H56L57 193L54 192V194H53V191L55 190V188H52L53 184L51 185L52 182L50 181V178L52 180ZM67 177H69V178H67ZM187 177H189V178H187ZM239 177L242 178L243 180H238ZM133 178H134L133 179L134 181H142V180H144L143 178H145V177L143 176L142 180H141V177L139 178L138 176L137 177L134 176ZM215 178H214V182H216ZM58 179H59V181H58ZM47 180L50 181L51 183L49 184V182H47ZM77 181H79V180L77 179ZM77 181H75V182H77ZM143 182L145 184H148V183L151 184L150 182L146 183L145 180ZM204 182H205V185L203 186ZM227 182H228V184L231 183V185L233 184L237 187L234 186L235 187V189H234V187L232 185V187L228 188V186L225 184ZM85 183L87 184V182H85ZM181 183H179L178 185H181ZM44 184L47 186H48V184L51 185V187L50 186H48V187H50L52 189V191H51V189L50 190L47 189L48 187L46 186V188H43V190H42L44 193L42 191L40 192L42 187L45 186ZM149 184H148V186L146 185L147 187H144L145 189L144 188L143 189L144 190H146V189L151 190L152 184H151V186ZM218 184H220V185H218ZM248 184L253 185L252 186L253 188L249 189ZM185 185H186V187H185ZM223 185L226 187H224ZM256 185H258V186H256ZM70 186H72L74 188H71ZM175 187L173 188V190L171 188V191H175V189H177ZM217 187H219V188H217ZM84 188H85V185H84ZM84 188L82 187V189H84ZM232 188L234 191L232 190ZM9 190H10V192H9ZM29 190L32 191L34 198L38 199V200L35 199V201L33 200L34 201V202H32L33 204H30V203L28 204V202H26V200H27L26 199V197H27L26 193L27 192H25V191H29ZM44 190H46L47 193H45ZM230 190H232L235 195L232 194L233 192H231ZM249 190H252L253 192L249 191ZM31 191H29L30 194H32ZM248 191L251 193V195H250V193H248ZM8 192L11 194H9ZM190 192H191V194H190ZM227 192H229V196H228ZM29 193H28V195H30ZM60 193H63V194H60ZM64 194L66 195V197ZM124 194L127 197V195H130V192H129V194H128V192L124 193ZM248 194H249V196H248ZM256 194H255V196H256ZM5 195H7V198ZM8 195L13 196L12 200H11V197ZM231 196H233V197H231ZM237 196H239V197H237ZM130 197H131V195H130ZM209 197H211V198H209ZM79 198H80V200H79ZM246 198H245V200H247ZM259 198L264 202V195L260 196ZM259 198H257V199H259ZM136 199H139V198H136ZM9 200L11 202H9ZM210 200H212V201H210ZM189 201H191V200H189ZM209 202H211V203H209ZM242 203H244V202L242 201ZM246 203H250V200H249V202L246 201ZM241 205L242 204L239 203V206H241ZM1 206H0V212L3 210V209L1 210ZM211 206H212V208H211ZM245 206L247 207V209H245ZM20 208H22V209H20ZM249 209H251L254 212V214L251 215L253 217H251V216L249 217V215H248L249 214L248 211H250ZM8 210L10 211V209H8ZM12 211H15V209ZM198 214H197V212H194V213H191L190 215H192V217H197ZM46 215L47 216L49 215V216L47 217ZM258 215H260V216H258ZM186 217L187 216H185L183 218H186ZM47 218H49V219H47ZM218 220L220 221V223L218 222ZM48 221H51V222L49 223ZM52 223H54V224H52ZM193 224H194L193 221L187 222L185 224L180 225L178 227V230L180 229L179 231H182V230H184L183 228H186V226H188V227L185 229L186 230L185 233L188 232L187 231L188 228H189L188 230H190V229L193 230L194 228H195V230H198L197 226H194ZM23 225H24V227H23ZM198 228L201 229L200 226ZM158 229H159V227H158ZM173 232H174V230H173ZM173 232H172V234H173ZM178 232H177V234H178ZM214 236H215V238H214ZM254 236H256L257 238ZM154 238L155 237L153 236L152 240H154ZM253 238H254V240H253ZM255 238H256V240H255ZM220 242H221V244H220ZM259 244L261 245V247L259 246ZM35 247H37V248H35ZM259 247H260V249H259ZM13 248H14V250H13ZM11 250H12V252H11ZM37 250H39V252ZM71 252H73L72 253L73 255H71ZM66 254H68V256ZM43 255H44V257H43ZM78 256H80V257L78 258ZM57 257L60 258L59 260L61 262L58 259L53 262L52 259H56ZM63 259L64 260L67 259L69 261L71 260V262H69V261L67 262V260H66V262H67L66 263ZM216 260H218V261H216ZM221 260H222V262H221ZM234 260H235V262H234ZM258 260L260 262H258ZM62 261H64V263ZM81 261L82 260H80V262ZM200 262H202V263H200ZM197 264H208V263H203V260L202 261L200 260Z\"/></svg>",
	"mask_w": 264,
	"mask_h": 264
}]
</instances>
